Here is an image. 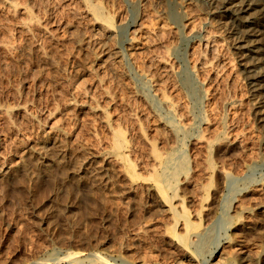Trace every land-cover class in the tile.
<instances>
[{
  "label": "rangeland",
  "instance_id": "obj_1",
  "mask_svg": "<svg viewBox=\"0 0 264 264\" xmlns=\"http://www.w3.org/2000/svg\"><path fill=\"white\" fill-rule=\"evenodd\" d=\"M14 1L19 13L0 9V113L20 110L0 114L1 162L14 166L23 150L48 138L60 139L75 155H102L118 137L122 160L113 162L112 170L123 177L101 190L83 188L76 200L81 203L70 213L64 207L74 187L57 170L35 182H0V264H70V259L86 264L96 254L109 264H217L223 257L237 261L264 250V122L255 116L251 80L240 71L234 37L212 6L204 0ZM95 6L112 25L108 42L87 15ZM24 22L30 24L27 30L21 28ZM199 23L201 34H196ZM73 35L81 39L80 47ZM100 38L120 53L132 41L144 49L120 63L89 66ZM204 39L213 48H206ZM202 56L210 62L193 77L190 66L198 68ZM146 77L156 79L154 84ZM157 90L174 102L170 114ZM83 100L85 107H78ZM205 140L213 142L209 148ZM169 153H182L187 160V174L178 178L176 195L167 191V199L181 197L194 228L188 233L181 219L166 218L163 208L152 204L148 192L162 172L155 155L161 160ZM128 174L131 195L122 189L131 184ZM196 233L202 238L195 239ZM184 236L187 247L180 243ZM236 242L248 251L241 253Z\"/></svg>",
  "mask_w": 264,
  "mask_h": 264
},
{
  "label": "bare ground",
  "instance_id": "obj_2",
  "mask_svg": "<svg viewBox=\"0 0 264 264\" xmlns=\"http://www.w3.org/2000/svg\"><path fill=\"white\" fill-rule=\"evenodd\" d=\"M203 1V0H202ZM204 2L210 6L213 7L214 11L217 12V15L220 19H223V23L225 25H227L228 29H229V32L230 34L234 37V41L236 42V48L237 50L239 51L240 55L238 56V59L240 60V62H242L241 66H242V70L241 73H243V75L245 76V78L251 80L249 85L250 86V89L252 94H254L253 96H255V99H254V108H255V116H257V121L259 122H264V0H204ZM86 4V3H85ZM18 5V4H17ZM16 5L15 1L14 0H0V9L2 10H6L8 13H11V14H17L19 13V11L21 9L18 8V6ZM181 7L183 6L182 4H180ZM208 5V6H209ZM88 6V5H86ZM85 6V7H86ZM92 6V5H91ZM180 7V6H179ZM178 7V8H179ZM180 7V8H181ZM90 8V7H89ZM88 8V9H89ZM87 9V10H88ZM23 10V8H22ZM25 10V8H24ZM167 10V9H166ZM182 11H185L183 10L182 8ZM212 12V11H211ZM214 12V14H215ZM182 14H185L183 12H181ZM213 14V13H212ZM27 15V14H26ZM87 15H90L91 17V22L93 23V27L96 28V30L98 31L99 34H101V37L103 38H107V42H108V38H111L109 37L111 34V29L112 28V25L109 21V19H107L106 17H104L99 9L95 6V7H92L90 9V14L88 13ZM29 17L31 18V16L29 15ZM28 17V18H29ZM178 17V16H177ZM180 17V16H179ZM182 19H183V16H181ZM188 17V15H187ZM213 17V15H212ZM185 18V17H184ZM189 18V17H188ZM27 19V18H26ZM181 19V18H180ZM184 20V19H183ZM190 20V19H189ZM188 20V21H189ZM214 20V19H213ZM29 23H30V19L28 20ZM202 21V20H201ZM209 21V20H208ZM37 22V21H36ZM203 22V21H202ZM28 22H24L21 26V28H27L30 26ZM34 22H32L33 24ZM21 24V23H20ZM200 24V23H199ZM203 24V23H202ZM223 24V25H224ZM34 25V24H33ZM182 25V24H180ZM198 25V24H197ZM196 27L194 26V32L196 34H201V24L199 26ZM206 26V25H205ZM36 27V26H34ZM192 27V26H191ZM31 28V27H30ZM29 28V29H30ZM207 29V28H206ZM226 29V28H225ZM191 30V29H190ZM97 35V34H96ZM205 36V35H204ZM231 36V37H232ZM73 39V43L75 46H79V45H82L81 44V39L79 37H75L74 35L72 36ZM211 38V37H210ZM97 39V38H96ZM112 39V38H111ZM102 39L100 38V40H97V45H99V50L96 54V58L94 60H92L90 63H89V66H93V65H98V68L99 66H101L103 68V66H106L108 64L110 65H113L115 63H117L119 61V63L121 62L120 59H124V57H131L130 53L132 52H136V51H140L144 48H139V44L132 41L129 45V49L125 50L124 52L120 53L119 51H114V50H110L109 48L105 47L106 45H104L103 42H100ZM134 40V39H133ZM206 40V39H204ZM84 41V40H83ZM82 41V42H83ZM86 41V40H85ZM131 41V40H130ZM214 42V41H213ZM88 43V42H87ZM85 43V44H87ZM103 43V44H102ZM96 45V46H97ZM141 46V45H140ZM7 47V46H6ZM80 47V46H79ZM144 47V46H142ZM205 47L207 48H213V45L210 42H205ZM11 48V47H10ZM15 50V49H14ZM211 50V49H210ZM209 50V51H210ZM213 58V57H212ZM211 58V59H212ZM198 68L196 67H193V66H190L193 68V70L191 71V68L189 71H191L193 73V77L195 74H197V72H200L202 71L203 69H205V66L207 64V62H210V61H207L202 57H198ZM207 61V62H206ZM132 62V61H131ZM118 63V64H119ZM193 63V62H192ZM196 63V62H195ZM194 64V63H193ZM210 64V63H209ZM195 65V64H194ZM240 66V67H241ZM112 67V66H111ZM96 68V70L98 69ZM106 68V67H105ZM88 69V68H87ZM167 69V68H166ZM213 69V68H212ZM216 69V68H215ZM103 70V69H102ZM141 70V69H140ZM101 71V70H100ZM210 71V70H208ZM216 71V70H215ZM139 72V71H138ZM186 72V71H185ZM212 72V71H210ZM214 72V71H213ZM217 72V71H216ZM141 73V71L139 72ZM145 73V72H144ZM172 73V72H171ZM203 73V72H202ZM191 74V73H190ZM200 74V73H199ZM204 75V74H203ZM202 75V76H203ZM140 76H143V75H140ZM150 76V75H149ZM148 76V77H149ZM187 76V75H186ZM205 76V75H204ZM144 77V76H143ZM148 77H146V79L144 80H147L154 84L153 82L156 80H153L151 81V79H149ZM191 77H192V74H191ZM215 77V76H214ZM151 78V77H150ZM188 78V77H187ZM190 78V77H189ZM174 79V78H173ZM198 79V78H197ZM184 80H187V79H184ZM193 80V79H192ZM203 80V79H202ZM246 80V79H245ZM199 81V80H198ZM201 82V81H200ZM147 83V82H146ZM248 83V82H247ZM151 84V85H152ZM191 84V83H190ZM201 84V83H200ZM203 84V83H202ZM201 84V85H202ZM156 85V84H155ZM160 87V86H159ZM199 87V86H198ZM204 87V86H203ZM154 88V86H153ZM158 88V87H157ZM155 88V89H157ZM191 88V87H190ZM159 89V88H158ZM162 89V88H161ZM200 89V87H199ZM201 90V89H200ZM204 90H205V87H204ZM155 92H158V94L162 97V106H164L168 111H169V114L170 112L173 111L174 109V102L173 104L171 102L168 101V99L166 100L165 98H163L164 95L161 94L160 91H154ZM190 92V91H189ZM191 92H193L191 90ZM190 92V93H191ZM204 92V91H203ZM200 93V92H199ZM198 94V93H197ZM207 94V93H206ZM193 95V94H192ZM205 95V94H204ZM203 95V96H204ZM210 95V94H209ZM158 96V95H157ZM159 96V97H160ZM208 96V95H207ZM206 96V97H207ZM158 97V98H159ZM81 98V97H80ZM83 98L85 99V97L83 96ZM84 101V100H83ZM160 101H161V98H160ZM171 101V100H170ZM174 101V100H173ZM206 101V100H205ZM232 101V100H231ZM236 101V100H235ZM235 101L233 103H235ZM230 103V102H229ZM232 103V102H231ZM232 103V105H233ZM238 103V102H237ZM235 103V104H237ZM87 104V103H86ZM229 105V104H228ZM231 105V104H230ZM19 106V105H17ZM26 106V105H25ZM23 105V107L21 108H24L25 107ZM78 107H85V101L83 103H80L79 105H77ZM90 106V105H89ZM235 106V105H234ZM28 107V106H27ZM92 107V105L90 106ZM176 107V106H175ZM88 108V107H87ZM95 108V107H93ZM2 109V108H1ZM12 109V108H11ZM9 110V109H4L3 111H1V115L5 114V115H11L13 114L14 112L20 110V108L18 107H15L13 108L12 110ZM26 108H24L25 110ZM28 109V108H27ZM26 109V110H27ZM80 109V108H79ZM96 109V108H95ZM89 110V109H88ZM23 111V110H22ZM97 111V110H96ZM19 112V111H18ZM26 112V111H24ZM29 112V111H28ZM102 112V111H101ZM93 113V112H92ZM95 113V112H94ZM99 113V112H98ZM102 114V113H101ZM2 115V116H3ZM25 115V114H24ZM34 115V114H33ZM103 116V115H102ZM28 117V116H27ZM26 117V118H27ZM36 117V116H35ZM104 118V117H103ZM178 118V117H177ZM175 120V119H173ZM181 120V119H180ZM34 121V120H33ZM184 121V120H181V122ZM185 122V121H184ZM176 123V122H175ZM179 124V122H178ZM181 124V123H180ZM179 124V125H180ZM190 124V123H189ZM223 124V123H221ZM170 125V124H169ZM168 125V126H169ZM174 125V123H173ZM176 125V124H175ZM188 125V123H187ZM167 126V125H166ZM165 126V127H166ZM190 126V125H189ZM164 127V126H163ZM222 127V126H221ZM220 127V128H221ZM223 129V127H222ZM172 130V128H171ZM180 130V129H178ZM189 131V130H188ZM59 132V131H58ZM175 132V129H173V133ZM120 133V132H119ZM170 133V132H169ZM187 134V133H186ZM219 134V133H218ZM217 134V135H218ZM222 134L223 131H222ZM121 135V134H120ZM173 135V134H172ZM221 135V133L219 134ZM218 135V136H219ZM225 135V134H224ZM182 136V135H181ZM60 137H62V134L60 135ZM221 137H223L221 135ZM213 138V137H212ZM56 139V138H55ZM201 139V138H200ZM223 139V138H222ZM217 140V139H216ZM228 142H227V141ZM206 141V140H205ZM209 141V140H208ZM223 141H226L227 144L229 143V140L226 138L225 140ZM62 143L60 141V139L58 141L52 139V138H48L44 141H40V142H34L35 144H31L30 147L28 146L27 149L23 150V153L22 155L20 156V158H18V162L14 165V166H10V165H7V163L5 164L4 162H1V157H0V182H3V181H10L11 180H14L16 178H24L22 180H27L29 182H35L37 181L39 178H42V179H49L48 177H52L50 176L51 172H53V170H57L59 171V173L62 175V178L63 180L65 181V184L66 185H69V186H73L74 189L72 190V193H71V199L68 198V200L70 199V201L68 203H66L65 205V209L67 212L70 213V211H72L74 209V206H78V205H75L76 203V200L78 199V196L79 194L87 187H90L92 189V187H94L95 189H100V186H105L107 184H110L112 182H114L116 180H118L117 178L122 176L123 177V174L121 172H118L117 170V173H115L116 171L112 170V166H115L113 165L112 163L115 162L117 163V161L120 159L122 160V155H121V151L123 149V145L120 141V139L118 137H115L113 143H112V146L110 149L109 152L105 153V154H98V153H92V152H87V153H80L79 155H75L73 154V150L71 151V147L70 149L67 148V147H63L60 143ZM225 142V143H226ZM206 143H208L206 141ZM209 143H211L210 145H212L213 142L209 141ZM209 143H208V148H209ZM111 144V143H110ZM205 144V143H204ZM215 145V144H214ZM65 146V145H64ZM212 147V146H211ZM179 150V149H177ZM77 151V150H76ZM78 152V151H77ZM85 152V151H84ZM181 151L177 152V153H180ZM183 152V151H182ZM76 153V152H75ZM124 153V152H123ZM176 153V154H177ZM208 153V152H207ZM2 154V153H1ZM0 154V156H1ZM129 154V152H128ZM176 154H173V153H169V155H167L164 159H159L158 156L155 155V158H156V161L158 162V165L159 167L161 168L162 172L160 175H157L154 179V183L155 186H153V188H148V192L152 193L150 195H152V204L154 206H158L157 208H160L159 206H161L163 208V210L161 209V211H163L162 214H165V217L169 218H173V219H181L182 222H183V225L184 227L186 228L187 230V233L192 231L194 228L193 226L189 223L188 221V217L186 215V211L185 209L183 210V207H182V204H183V201L180 199V195H177L178 197L180 198H175L174 202L170 201L169 199H167V191H170L173 192L175 194V186H176V183H177V180L180 176H185L187 174V160L180 154L176 155ZM164 156V154H163ZM185 156V154H184ZM186 157V156H185ZM126 160V159H125ZM153 161V160H152ZM128 162V161H127ZM130 163V162H129ZM154 163V162H152ZM118 164V163H117ZM120 166V164H119ZM118 166V167H119ZM121 167V166H120ZM156 167V165H155ZM158 167V166H157ZM156 167V168H157ZM122 168V167H121ZM119 169V168H117ZM159 169V168H158ZM122 170V169H121ZM114 171V173H113ZM218 171V170H216ZM216 171H215V174H216ZM220 171V174H222L224 177H229L228 176V173H225V170L223 172V170H219ZM56 172V171H54ZM227 172V171H226ZM157 173V172H156ZM55 174V173H53ZM219 174V175H220ZM208 175V174H207ZM131 175L128 174V183L130 182L131 184H127L129 187H123L122 189H125V191H127L128 193L127 194H130L131 193V187H133V183L131 181ZM231 177V176H230ZM126 178V177H125ZM187 178V177H186ZM19 179H16V180H19ZM123 179V178H121ZM126 179V180H127ZM183 178L181 177V180ZM21 180V181H22ZM60 180V179H59ZM120 180V179H119ZM179 180V181H181ZM184 180V179H183ZM182 180V181H183ZM112 181V182H111ZM189 180H187L186 182H188ZM5 182V183H6ZM9 182V183H10ZM14 182V181H13ZM18 182V181H17ZM20 182V181H19ZM118 182V181H117ZM61 183V182H60ZM59 183V184H60ZM123 183V181H122ZM126 183V182H125ZM124 183V184H125ZM151 183V182H150ZM32 184V183H31ZM116 184V183H115ZM133 184V185H132ZM120 185V184H118ZM126 185V184H125ZM126 185V186H127ZM263 185V184H262ZM61 186V185H60ZM68 186V187H69ZM114 186V185H113ZM122 186H119V187H122ZM136 186V185H135ZM134 186V188H135ZM139 186V185H137ZM141 186V184H140ZM139 186V187H140ZM144 186V185H143ZM264 186V185H263ZM64 187V185H63ZM67 187V186H65ZM67 187V189H69ZM99 187V188H98ZM106 187V186H105ZM111 187V186H110ZM118 187V188H119ZM147 187V186H145ZM179 187V186H178ZM201 187V186H200ZM221 187V186H220ZM60 188V187H59ZM58 188V189H59ZM84 188V189H83ZM134 188L133 191H134ZM199 188V187H198ZM259 188V187H258ZM65 189V188H64ZM62 189V190H64ZM136 189V188H135ZM138 189V188H137ZM141 189L145 190L144 187ZM257 189V188H256ZM261 189V188H260ZM264 189V187L262 188ZM261 189V190H262ZM200 190V189H199ZM198 190V191H199ZM261 190H257V191H261ZM66 191V189H65ZM140 191V190H139ZM197 191V190H196ZM71 191H69L70 193ZM124 192V191H123ZM138 192V191H137ZM146 192V190H145ZM147 192V194H148ZM256 192V191H255ZM63 193V192H62ZM66 193V192H64ZM201 193V191H200ZM199 193V194H200ZM216 191H213V193H210L211 195L212 194H215ZM263 193V192H262ZM261 194V193H260ZM68 195V194H66ZM131 195V194H130ZM149 195V196H150ZM170 195V194H169ZM176 195V194H175ZM211 195H210V199H211ZM136 196V195H135ZM193 196V195H192ZM212 200L213 198L215 197L214 195H212ZM70 197V196H69ZM129 197V196H128ZM191 197V196H190ZM172 198V197H171ZM200 199V198H199ZM217 199V198H216ZM194 200V199H193ZM79 201V200H78ZM77 201L76 204H79ZM189 201V200H188ZM209 201V200H208ZM80 202V201H79ZM211 202V201H210ZM81 203V202H80ZM65 204V203H64ZM211 204V203H210ZM210 204L209 207L207 206V208H210ZM215 204V203H213ZM212 204V206H213ZM152 205V206H153ZM255 205H258V204H255ZM206 206V205H204ZM211 206V209H213V207ZM77 208V207H76ZM76 208L74 211H76ZM205 208V207H204ZM206 208V210H207ZM247 208V207H246ZM63 209V208H62ZM63 209V210H65ZM237 209V208H236ZM241 209V208H240ZM249 209V208H248ZM159 210V209H157ZM156 210V211H157ZM235 210V208H234ZM155 211V212H156ZM158 212V213H161ZM208 211V210H207ZM72 212V213H73ZM209 212V211H208ZM64 213L66 214V212L64 211ZM67 213V216L68 214ZM71 213V214H72ZM203 213H205L203 211ZM70 215V217H72ZM156 214V213H155ZM244 214V213H243ZM242 214V215H243ZM248 214V213H247ZM167 215V216H166ZM207 215V214H206ZM214 215V214H213ZM246 215V214H245ZM250 215V214H249ZM66 216V218H67ZM200 216V215H199ZM240 216V215H239ZM244 216V215H243ZM242 216V217H243ZM204 217V215H203ZM207 216H205L206 218ZM208 217L210 218V214L208 215ZM252 217V216H251ZM159 218V217H158ZM203 218V219H205ZM245 218V217H244ZM165 219V218H164ZM170 219V218H169ZM168 219V220H169ZM228 219L229 218V214L228 216L226 215L225 216V221H229ZM237 219V218H236ZM241 219V218H240ZM247 219V218H246ZM70 220V218H69ZM207 220V219H206ZM249 220V219H248ZM105 221V220H103ZM203 221V220H202ZM242 221V219H241ZM240 221V222H241ZM247 221V220H246ZM69 222V221H67ZM206 222V221H205ZM207 222H209L207 220ZM249 222V221H248ZM70 223V222H69ZM180 223V222H179ZM239 223V222H238ZM244 223V222H243ZM242 223V224H243ZM250 223V222H249ZM256 223V222H255ZM206 224V223H205ZM240 225V224H239ZM245 226H248V224H244ZM243 225V226H244ZM180 226H181V223H180ZM241 226V225H240ZM206 227V226H204ZM250 226H248L249 228ZM179 228V227H178ZM181 228V227H180ZM244 228V227H243ZM253 228V227H252ZM251 228V231H253ZM180 230V229H179ZM203 230V229H202ZM208 230V229H207ZM240 230V229H239ZM243 230V229H242ZM241 230V232H243ZM248 230V229H247ZM182 231V230H180ZM206 231V230H205ZM210 231V230H208ZM249 231V230H248ZM181 233V232H180ZM203 233V232H202ZM240 233V232H239ZM164 234V233H163ZM182 234V233H181ZM197 234V233H196ZM208 233H206L207 235ZM205 235V234H204ZM194 236V238L198 239L199 240V237H201V235L197 234V235H192ZM202 238V237H201ZM205 238V237H203ZM207 238V237H206ZM210 238V237H209ZM231 238V236H230ZM190 239V238H189ZM193 239V238H192ZM193 239V240H195ZM191 240V239H190ZM189 240V241H190ZM192 240V241H193ZM208 238L206 239V241L204 240V242H207ZM175 241V240H174ZM239 241V240H238ZM241 241V240H240ZM170 242V241H169ZM168 242V243H169ZM200 241H198L199 243ZM243 242V240L241 241ZM176 243V242H175ZM180 243L182 244V246H185L187 247L188 245V240H187V237L184 236V237H180ZM196 243V241H195ZM194 243V244H195ZM197 243V244H198ZM202 243V242H200ZM208 243V242H207ZM220 243V242H219ZM237 245L240 247L239 248V251L242 253V250L247 249V245L244 247L243 243L241 244H238V242H236ZM264 243V242H263ZM172 244V243H170ZM228 244V243H227ZM230 244V243H229ZM233 244V243H232ZM190 245L193 246V243H190ZM203 245V244H202ZM226 245V244H225ZM260 245V244H259ZM263 245V244H261ZM195 246V245H194ZM231 246V245H230ZM197 247V246H196ZM200 247V246H198ZM219 247V246H218ZM252 247V246H251ZM254 247V246H253ZM205 248V247H204ZM203 248V249H204ZM221 248V246H220ZM256 248V246L254 247ZM190 250H193V248L191 249L189 247ZM196 250V248H194ZM202 249V250H203ZM234 249L235 251V248H232ZM238 249V247L236 248ZM253 249V248H252ZM251 249V250H252ZM110 251V250H109ZM225 251V250H224ZM233 251V252H234ZM250 251V250H249ZM253 251V250H252ZM255 251V249H254ZM253 251V252H254ZM256 254H254L255 256L253 257H247L246 256H241L240 258H236L237 261H234V257H231V258H227V257H223L222 259L220 258V262H218L217 264H264V250L261 248L259 249H256ZM205 252V251H204ZM212 252V251H211ZM237 252V251H236ZM252 252V253H253ZM110 253V252H109ZM120 253V252H119ZM181 253V252H180ZM184 253V252H183ZM221 253V252H219ZM250 253V252H249ZM248 253V255H249ZM224 253H222L223 255ZM228 254V253H227ZM68 255V254H67ZM70 255V254H69ZM94 255V254H93ZM99 254H96V257L93 261H90V262H87L85 261L86 264H109L108 262H106L104 259H102L101 257L102 256H97ZM114 255V254H113ZM120 255V254H119ZM183 255V254H182ZM225 255V254H224ZM232 255H235L234 253ZM231 255V256H232ZM243 255H246V253H244ZM66 256V255H64ZM63 256V257H64ZM74 257L76 255H73ZM72 256V257H73ZM186 256V255H185ZM226 256V255H225ZM71 257V258H72ZM92 257V256H91ZM183 257V256H182ZM209 257V256H208ZM215 257V256H214ZM65 258V257H64ZM94 258V257H93ZM92 258V259H93ZM121 258V256L119 257ZM125 259V258H124ZM213 259V258H212ZM62 260V259H60ZM59 260V261H60ZM218 258L216 259V262H217ZM58 261V259L56 260V262ZM68 261V259H67ZM219 261V260H218ZM55 262V263H56ZM66 262V261H65ZM141 262V261H140ZM138 263V264H142L141 263ZM61 263V261H60ZM68 263V262H67ZM70 264H78L76 260H71L69 261ZM192 262L190 261V264ZM66 264V263H65ZM112 264V263H111ZM175 264V262H174ZM193 264V263H192Z\"/></svg>",
  "mask_w": 264,
  "mask_h": 264
}]
</instances>
